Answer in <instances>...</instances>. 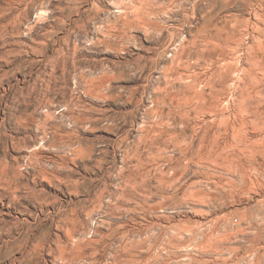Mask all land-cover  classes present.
I'll return each mask as SVG.
<instances>
[{"label": "rangeland", "instance_id": "374dc122", "mask_svg": "<svg viewBox=\"0 0 264 264\" xmlns=\"http://www.w3.org/2000/svg\"><path fill=\"white\" fill-rule=\"evenodd\" d=\"M218 2L0 0V264H264V159L199 147Z\"/></svg>", "mask_w": 264, "mask_h": 264}, {"label": "bare ground", "instance_id": "6f19581e", "mask_svg": "<svg viewBox=\"0 0 264 264\" xmlns=\"http://www.w3.org/2000/svg\"><path fill=\"white\" fill-rule=\"evenodd\" d=\"M221 1L222 7L231 6L232 0ZM240 1L243 7L249 6L252 11L249 15L257 21L251 29L253 38L247 46V40L243 36L233 39L228 33H224V29H217L216 36L205 44L204 57L221 49L223 54L228 51L233 55L226 56V61L234 59V62L226 63L216 72L219 76L220 89L213 88L210 97L206 98L199 108L205 116L217 118L216 122L206 123L199 147H203L208 137L207 148L214 155L216 164L222 161L221 168H227L233 172L240 169L246 173L250 171L248 164L259 165V157L264 159V0ZM242 18L244 17L241 15H233L232 20L241 22ZM210 63H206L207 71L210 70ZM246 63L250 65V68L243 66ZM233 75L236 77L234 78ZM230 84L235 91H240V96L229 93ZM191 144V149H195L194 140ZM256 183L262 186L263 180L259 179Z\"/></svg>", "mask_w": 264, "mask_h": 264}]
</instances>
